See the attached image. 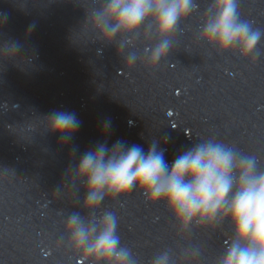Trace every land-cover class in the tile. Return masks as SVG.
<instances>
[{"label": "clouds", "instance_id": "clouds-1", "mask_svg": "<svg viewBox=\"0 0 264 264\" xmlns=\"http://www.w3.org/2000/svg\"><path fill=\"white\" fill-rule=\"evenodd\" d=\"M214 14L205 19L201 39L221 50L238 47L242 56L256 49L262 32L250 21L241 19L238 0H214ZM192 10V0H100L98 8L86 15V27L105 45L120 37L117 55L130 37L154 35L158 43L151 48L146 64L155 69L167 56L172 38L182 19ZM18 42L5 43L4 59L13 60L20 50ZM138 57L129 53L124 66L131 69ZM50 134L67 144L81 122L69 111H53L45 118ZM111 122L105 121V137ZM107 139L86 151L75 167V177L83 182L85 198L81 208L64 222L74 250L96 264H135L129 250L120 245L118 218L101 211L106 197H127L133 189L142 192L147 202L163 201L182 227L197 223L214 224L227 219L233 229L231 244L218 264H264V171L257 158L214 138L205 139L178 155L169 165L164 149L152 141L147 152L139 145L128 146L117 140L108 147ZM75 149H73V154ZM167 254L153 264H168Z\"/></svg>", "mask_w": 264, "mask_h": 264}]
</instances>
